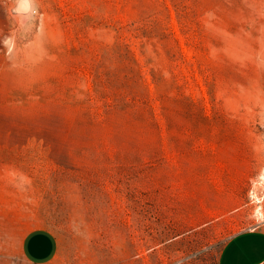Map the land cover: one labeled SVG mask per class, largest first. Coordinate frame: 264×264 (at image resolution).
I'll return each instance as SVG.
<instances>
[{"label": "rangeland", "instance_id": "374dc122", "mask_svg": "<svg viewBox=\"0 0 264 264\" xmlns=\"http://www.w3.org/2000/svg\"><path fill=\"white\" fill-rule=\"evenodd\" d=\"M264 225V0H0V264H217Z\"/></svg>", "mask_w": 264, "mask_h": 264}, {"label": "crops", "instance_id": "0c3cea01", "mask_svg": "<svg viewBox=\"0 0 264 264\" xmlns=\"http://www.w3.org/2000/svg\"><path fill=\"white\" fill-rule=\"evenodd\" d=\"M21 253L26 264H56L61 243L52 230L35 228L23 237ZM217 264H264V225L230 237Z\"/></svg>", "mask_w": 264, "mask_h": 264}]
</instances>
